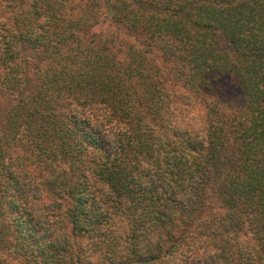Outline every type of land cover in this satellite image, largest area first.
Returning <instances> with one entry per match:
<instances>
[{
  "label": "trees",
  "instance_id": "obj_1",
  "mask_svg": "<svg viewBox=\"0 0 264 264\" xmlns=\"http://www.w3.org/2000/svg\"><path fill=\"white\" fill-rule=\"evenodd\" d=\"M0 264H264V0H0Z\"/></svg>",
  "mask_w": 264,
  "mask_h": 264
},
{
  "label": "rangeland",
  "instance_id": "obj_2",
  "mask_svg": "<svg viewBox=\"0 0 264 264\" xmlns=\"http://www.w3.org/2000/svg\"><path fill=\"white\" fill-rule=\"evenodd\" d=\"M101 32H103V29ZM232 86L234 87L233 83H230L228 87L231 88Z\"/></svg>",
  "mask_w": 264,
  "mask_h": 264
}]
</instances>
